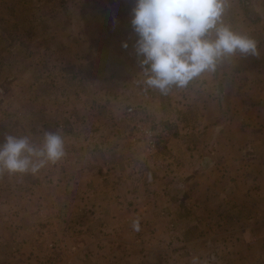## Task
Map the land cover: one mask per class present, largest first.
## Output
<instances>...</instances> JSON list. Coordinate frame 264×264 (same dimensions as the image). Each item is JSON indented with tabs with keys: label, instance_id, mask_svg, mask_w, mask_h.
<instances>
[{
	"label": "crops",
	"instance_id": "0c3cea01",
	"mask_svg": "<svg viewBox=\"0 0 264 264\" xmlns=\"http://www.w3.org/2000/svg\"><path fill=\"white\" fill-rule=\"evenodd\" d=\"M125 58L129 70L122 84L109 75L90 90L89 102H77L72 111L102 130V142L76 148L67 141L59 164L48 162L37 173L29 172L37 179L17 181L22 186L13 184L9 197L0 192V203L9 200L14 208L20 251L13 260L45 264L49 241L58 237L63 264H177L169 250L141 251L127 243L135 235L164 231L174 220L194 252L188 264L242 263L237 250L248 236L244 231H254L248 241L254 252L261 248L258 228L263 224L254 221L264 213V136L259 135L264 128H257L264 126V108L253 88L261 91L263 72L254 71L260 79L245 83L248 65L237 53L164 93L147 85L134 53ZM128 108L136 109V115L119 124L117 118ZM137 121L156 130L162 155L172 158L165 172L136 142ZM51 177L59 185L50 184ZM244 211L250 215L244 217ZM236 231H241L238 237ZM230 232L237 238L229 244ZM200 242H206L203 248ZM176 254H184L183 249ZM253 260L258 264L260 253Z\"/></svg>",
	"mask_w": 264,
	"mask_h": 264
},
{
	"label": "rangeland",
	"instance_id": "374dc122",
	"mask_svg": "<svg viewBox=\"0 0 264 264\" xmlns=\"http://www.w3.org/2000/svg\"><path fill=\"white\" fill-rule=\"evenodd\" d=\"M223 3L222 20L225 24L257 43L259 55L244 58L248 65L244 72L245 83L259 77L253 74L254 71L263 72L264 76L261 68L264 64V0H223ZM133 7L134 0H0V144L4 143L6 135H13L28 136L34 146H40L45 132L61 133L64 146L67 141L76 148L84 145L95 147L102 142L105 137L102 130L83 121L80 111L78 118L77 112L72 111L76 110L74 105L77 102L78 105L89 102L93 94L90 90L95 91L100 83L109 79V75H113L111 79L117 77L120 84L125 79L129 67L122 59L135 54L133 45L137 39L130 23ZM124 42L129 45L127 49L122 47ZM229 74L234 76V72ZM263 84L261 91L253 88L262 108ZM65 103H70L72 108H64ZM128 109L117 118L119 124L131 121L136 115V109L132 108V114L127 112ZM140 123L158 134L150 124L137 121L133 124L137 143V126ZM257 128L262 131L264 126L259 124ZM261 145L264 149V143ZM160 149L159 139V156L172 160L162 155ZM157 155L148 156L153 159L151 156ZM62 159L63 155L48 165L59 164ZM168 168L169 165L165 170L159 168V171L165 172ZM28 173L14 175L0 171V192H4V197L11 196L13 184L18 189L22 186L19 181L26 183L27 179H37L36 175ZM49 181L56 186L60 182L52 180V177ZM40 214L46 215L42 210ZM248 215L244 211V217ZM13 217V204L9 200L0 203V264H22L21 260H13V254L20 251L14 238ZM162 217L165 218V212ZM260 217V221L255 219L254 224H263L258 228L261 235L258 245L261 248L258 253L254 252L248 242L254 231H244L248 236L244 234L237 250L242 261L240 264H256L253 255L259 253L258 264H264V213ZM232 222L227 221L229 224ZM182 229L181 223L168 221L164 231H154L144 237L135 235L129 237L127 243L141 251L169 250L172 261L188 264L194 259V252L186 246L184 231L179 232ZM236 232L238 237L241 231ZM228 234L227 243H234L237 237L230 235L231 232ZM230 236L233 240L228 241ZM205 244L200 242V247ZM210 245L215 246L214 242ZM47 249L50 259L45 264H63V242L58 237L49 241ZM178 249H183L184 254L177 255ZM75 251V248L71 249L72 253Z\"/></svg>",
	"mask_w": 264,
	"mask_h": 264
},
{
	"label": "clouds",
	"instance_id": "9594fccd",
	"mask_svg": "<svg viewBox=\"0 0 264 264\" xmlns=\"http://www.w3.org/2000/svg\"><path fill=\"white\" fill-rule=\"evenodd\" d=\"M223 0H134L131 26L137 63L149 87L166 93L214 70L226 56H258L257 43L222 21ZM123 48L129 47L127 42ZM64 154L62 134L45 132L40 146L28 136L6 135L0 144V171L37 173ZM133 228L139 230L138 221Z\"/></svg>",
	"mask_w": 264,
	"mask_h": 264
},
{
	"label": "built area",
	"instance_id": "2783aa9c",
	"mask_svg": "<svg viewBox=\"0 0 264 264\" xmlns=\"http://www.w3.org/2000/svg\"><path fill=\"white\" fill-rule=\"evenodd\" d=\"M127 112L129 114H132L134 110L131 108L128 109ZM136 136L140 145H143L146 155L158 154L159 139L151 127H149L144 123H140L137 126ZM151 157H154L156 159V164L161 170H165L171 161V159L164 156H159V154L157 156H151ZM172 228H174V225H172ZM179 232L182 233L183 231H179ZM176 236L179 237L178 232L176 233Z\"/></svg>",
	"mask_w": 264,
	"mask_h": 264
}]
</instances>
